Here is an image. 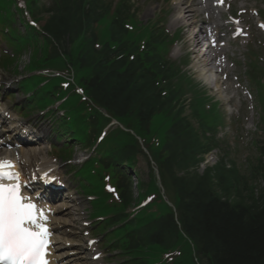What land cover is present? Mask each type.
<instances>
[{
    "label": "trees",
    "instance_id": "1",
    "mask_svg": "<svg viewBox=\"0 0 264 264\" xmlns=\"http://www.w3.org/2000/svg\"><path fill=\"white\" fill-rule=\"evenodd\" d=\"M84 0H69L60 11L53 14L45 25V31L63 53L67 46L83 38L81 28ZM96 1V0H95ZM98 6L95 3L92 7ZM92 19H87L89 21ZM119 31V30H118ZM117 38L118 32L112 35ZM84 45L76 54V66L88 68L91 75L84 78L86 91L103 108L117 119L134 117L140 129L147 126L156 114L170 116L171 125L166 132L168 155L158 160L161 170L168 176L173 195L176 199L178 221L186 235L196 242L204 264H264V191L261 203L247 205L242 202H229L234 181L233 171H226L222 165L206 170L203 175L180 171L194 166L197 155L208 150L206 141L194 133L189 123L181 118L172 104L174 99L161 98L153 82V76L139 63H126V58L111 60L106 48L96 52L92 42L83 38ZM57 48L52 47V54ZM52 55V57H53ZM127 157L133 152L128 147ZM123 154V153H122ZM264 156V150H263ZM264 168V158L260 166ZM264 177V176H263ZM214 184L219 196L214 190ZM155 189V188H154ZM169 220L157 232L161 245L173 242L177 226L172 214L164 216Z\"/></svg>",
    "mask_w": 264,
    "mask_h": 264
},
{
    "label": "rangeland",
    "instance_id": "2",
    "mask_svg": "<svg viewBox=\"0 0 264 264\" xmlns=\"http://www.w3.org/2000/svg\"><path fill=\"white\" fill-rule=\"evenodd\" d=\"M133 1H135V0H131V2L134 3L135 8L137 9L136 10V20L140 21V22L144 19V17H143L144 14H146V17L148 19H154V15L153 14H158V12L160 13V10H162V9H163L162 10L163 12H166V10H167V9H164L165 6L161 5V2H158V1H155V0H140L139 2L138 1L133 2ZM160 1H162V0H160ZM155 5H156L155 9L151 11V9ZM160 14L163 15V13H160ZM47 16L48 15H43L39 19V22L37 24L41 25V26L44 25V23L46 22V20L48 18ZM30 53H31V51L26 50V51H23L20 54V58L18 59L17 65H16L17 66V69H16L17 72L14 73V74L12 73V67H8V66H3L2 65V59L4 57H1V61H0V78L1 79H7V80H11V79L21 80L23 77L27 76L28 75L27 70H23V68H26L28 63L30 62ZM35 55H36L35 60L39 59V56L41 55V52H40L39 49L37 50V54H35ZM184 58H185L184 55H182L180 57V59H184ZM58 64H60V63H58ZM5 69H6L7 73L4 72ZM188 72L189 71H187V73ZM17 75H19L21 77L18 78ZM77 75L80 76L81 74L80 75L77 74ZM186 76L187 75L185 74L184 76H182V78H184V80H185ZM193 76H196V74L193 75ZM192 77L191 76L188 77L189 80H187V82H185L182 78L181 79L178 78V80H177V85L182 89V95H180L181 96V102L185 103V105H184L185 109H184L183 116H189L190 115V107H193L195 105H197L200 110L201 109L204 110V105L205 104H208L210 106L212 105L211 101H208V103H206L207 101L204 100V96L205 95L202 94V92L205 89L204 88H200L203 85L202 84V79L200 78L199 81L197 79H195L196 81L201 83L199 85L195 81L191 80ZM218 89H219V87H218ZM208 94H209V92H208ZM28 95H29V91L26 93V95L24 97H22L20 95V97H19L20 101H22V99H25L26 97H28ZM12 102H13V99L10 100V104H12ZM30 105L31 104H28L27 106H25V110L26 111H28L27 108L30 109ZM223 109L224 108L222 107V111L220 110L221 119L226 121V122H228L229 121V115H232V114H235V113L231 111L232 114L228 115V114H226L224 112ZM34 110H32V111H34ZM204 111H206V110H204ZM206 113H210V111L205 112V114ZM35 114H36V112L33 115H35ZM30 116L32 117V115H29L28 117H30ZM252 118L253 119L257 118V113L256 112L253 113V117ZM248 122L249 121H244L245 124H248ZM253 122H254V120H253ZM127 123H132V121L128 120ZM158 123H159L158 127L161 128V131L165 132L169 128V126L171 125V120L169 119L168 116L160 115L158 117ZM226 133L228 134L230 132L227 131L225 133H221V135L226 134ZM126 138L128 140L130 139V137H127V136H126ZM243 141L244 140L238 139V140H236V143L239 144V143H241ZM31 148H33V147H31ZM33 151L35 153H38V155H37V157H38L39 154H42V153H43V155H46V152L49 151V150L45 149L44 147H42L41 150L36 151V148H35V149H33ZM252 155H253L252 147H249L248 144H247L245 146L244 145H241V146L238 145L235 148V150H234L233 157L235 158V160H236V162L238 164H243L245 162V160L249 156H252ZM80 157H81L80 153L78 154V152H76L75 159H80ZM29 161H32V163H34V162L37 161V159H31ZM153 164L156 167H158L157 162L155 161V159L153 160ZM210 164H213L212 161H209L208 164L206 163V165L204 164V167L206 168ZM133 170L136 173L137 184L140 185V183H142L141 190H143V191L148 190V189L152 190L153 187H155L156 189L158 188V181L156 179L155 173L153 172L152 169H151L152 170L151 171L150 169H148L146 167V163H145V161L143 159H141V158H138V160L135 159ZM200 170H201V168L198 167L197 171L200 172ZM164 182L167 183L166 180ZM161 183H162V180H161ZM136 186L133 187V189H132V200L136 199L138 193L139 194L143 193V192H141V190H138V189H140V186H139V188L136 187ZM256 187L253 186V188H250V189H255ZM257 192H258V189H257L256 193ZM241 193H242V198H243L242 202H244L245 204L247 203L248 205L253 206V205H257V203L261 202L260 201L261 200L260 191L257 194H255V190L250 191V192H247V191L244 192L243 191ZM79 200L82 202V205L84 207H86L90 211L91 208H90L89 204L85 203V198L82 196V197L79 198ZM231 200L235 201L233 198H231ZM131 205H130V207H131ZM94 208H97V207H94ZM100 211H101V208H97V210H95V213L96 212H100ZM96 214H98V213H96ZM76 218H78L76 211H72V212H70V214H60L59 216H57V220H59V221L64 220V223L66 225L67 233L70 232V231H73V229H74L72 227L73 225L77 226L76 221L74 220ZM123 258H124V256L122 254L121 255H119V254L117 255V253L115 255H113V257H111L112 262L116 263V264H120L122 262Z\"/></svg>",
    "mask_w": 264,
    "mask_h": 264
},
{
    "label": "snow or ice",
    "instance_id": "3",
    "mask_svg": "<svg viewBox=\"0 0 264 264\" xmlns=\"http://www.w3.org/2000/svg\"><path fill=\"white\" fill-rule=\"evenodd\" d=\"M13 167L0 160V264H48L51 234L41 223L47 216L22 193L19 174L10 170Z\"/></svg>",
    "mask_w": 264,
    "mask_h": 264
},
{
    "label": "bare ground",
    "instance_id": "4",
    "mask_svg": "<svg viewBox=\"0 0 264 264\" xmlns=\"http://www.w3.org/2000/svg\"><path fill=\"white\" fill-rule=\"evenodd\" d=\"M199 55H201V57L203 56V54H200V53H199ZM198 64H199V66H197V67H200L202 69L203 67L206 66L207 62H206L205 58H203L202 62H200ZM200 72L203 74V70H200ZM17 155L19 156V160H21L20 162L23 161V163H25L27 161L26 158L24 157L25 156L24 150L18 152ZM9 157H13V153H10L8 156H5V159H3V160L10 159Z\"/></svg>",
    "mask_w": 264,
    "mask_h": 264
}]
</instances>
